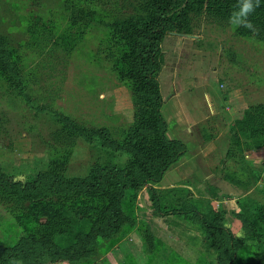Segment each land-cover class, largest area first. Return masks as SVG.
Returning a JSON list of instances; mask_svg holds the SVG:
<instances>
[{"label": "rangeland", "instance_id": "374dc122", "mask_svg": "<svg viewBox=\"0 0 264 264\" xmlns=\"http://www.w3.org/2000/svg\"><path fill=\"white\" fill-rule=\"evenodd\" d=\"M183 1V32L159 43L165 137L184 151L149 185L158 210L145 187H132L119 201L124 218L114 232L77 241L111 191L65 202L19 195L23 210L10 212L18 196L0 190V248L34 236L58 251L76 244L72 258L49 260L47 252L38 264H218V239L196 220L202 217L221 220L238 246L234 264L264 263V40L230 25L229 14L207 1ZM148 9L147 0H0L5 179L22 184L38 172L84 179L107 165L126 171L132 156L120 148L133 101L128 83L116 79L115 54L124 20L139 21ZM99 129L116 150L95 140Z\"/></svg>", "mask_w": 264, "mask_h": 264}, {"label": "trees", "instance_id": "16d2710c", "mask_svg": "<svg viewBox=\"0 0 264 264\" xmlns=\"http://www.w3.org/2000/svg\"><path fill=\"white\" fill-rule=\"evenodd\" d=\"M149 4L148 13L139 21L130 19L124 20L128 24L117 46L116 79L128 83L132 96L133 124L127 130L128 140L121 146L132 157L126 171H116L114 167L104 166L95 169L84 179L65 180L59 176L55 177L50 173H35L24 183H11L0 174V190H12L18 197L9 201L10 212L23 210L19 195L30 196L32 199H44L55 197L61 201H69L80 194L105 193L111 191V201L101 208L97 222L92 223L91 228L84 237L77 236L76 240L85 241L93 232L95 236L102 233L114 232L117 224L122 220L120 210V199L124 192L130 188L147 189L154 208L158 210V198L150 184L158 183L163 173L179 157L183 155L184 147L176 140H169L165 137V123L160 114L162 105L159 94L156 73L160 67L159 43L167 32H179L182 28L183 0H147ZM210 4L211 10L217 14H229L233 11V5L237 0H202ZM209 7V6H208ZM258 18L248 19L252 21L257 31L248 29L244 33L251 34L264 40V0H260V6L255 12ZM129 25L131 26L129 28ZM183 32V31H180ZM117 40V38H116ZM122 65V67L118 66ZM9 79H6L8 81ZM61 124L64 130L74 133L63 121ZM104 130L95 131V140L101 146L111 150L113 147ZM81 136V133L77 134ZM92 136L84 137L85 141L91 140ZM113 148V149H112ZM194 213V216L197 214ZM244 224L242 217H237ZM198 220L203 224L204 229H211L214 238L218 239L215 248L219 250L218 264H232L235 260L237 244L232 240L230 234L221 227V220L207 221L202 217ZM123 222V221H122ZM200 224V225H201ZM76 244L70 245L68 249L58 251L42 237L34 236L21 237L11 248H0V264H38L35 261L47 252L50 257L57 256V261L72 258ZM225 255V256H224ZM80 256V254H79ZM222 260L224 261L223 263ZM234 264V263H233ZM264 264V263H263Z\"/></svg>", "mask_w": 264, "mask_h": 264}, {"label": "clouds", "instance_id": "9594fccd", "mask_svg": "<svg viewBox=\"0 0 264 264\" xmlns=\"http://www.w3.org/2000/svg\"><path fill=\"white\" fill-rule=\"evenodd\" d=\"M260 6V0H237L233 5V11L230 12L228 22L230 25L236 27H243L252 32L257 31L252 21L248 17L255 12L256 8Z\"/></svg>", "mask_w": 264, "mask_h": 264}]
</instances>
